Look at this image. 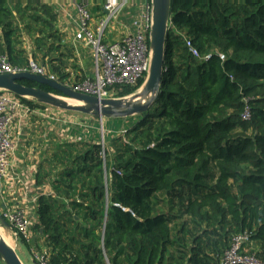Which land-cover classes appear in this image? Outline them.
Segmentation results:
<instances>
[{
  "label": "trees",
  "instance_id": "trees-1",
  "mask_svg": "<svg viewBox=\"0 0 264 264\" xmlns=\"http://www.w3.org/2000/svg\"><path fill=\"white\" fill-rule=\"evenodd\" d=\"M65 49L50 7L0 0V56L12 68L31 57L62 83ZM164 50L145 113L104 120L103 141L92 118L66 128L72 141L50 139L32 229L48 264H219L244 233L264 264V0H171Z\"/></svg>",
  "mask_w": 264,
  "mask_h": 264
},
{
  "label": "built area",
  "instance_id": "built-area-1",
  "mask_svg": "<svg viewBox=\"0 0 264 264\" xmlns=\"http://www.w3.org/2000/svg\"><path fill=\"white\" fill-rule=\"evenodd\" d=\"M143 1L147 2V12L134 23V32L111 45L102 42L103 33L106 25L115 17L122 4L117 0H103V8L107 11V17L93 28L87 2L81 0L77 3L78 21L74 39L83 43L85 47L92 51L95 73L92 78L67 82L64 84L66 87L74 92L95 96L98 99H108L119 97L124 89H134L141 85L149 67L150 29V0ZM186 46L195 58H199L198 53L191 47L190 42L187 41ZM219 57L221 60L224 59L223 55ZM208 58L209 55L203 57V59ZM18 72H30L56 81V77L48 73L43 66L29 63L25 69H15L7 63L5 57L0 56V74ZM33 114H41L53 124L61 127V129L56 130V135L59 139L62 138V141H72V138L66 132V128L70 126L88 128L89 117L82 116L86 118L84 120L79 114L76 115L64 111H60V114L56 115L43 114L29 107L21 98L16 97L12 93L0 91V188L3 183L14 176L10 157L15 148V132L18 129L16 126L17 120L29 118ZM241 119L243 121L250 119V110L247 106L241 115ZM98 125L101 133L103 121L99 120ZM13 194L15 193L11 194L8 205L0 202V214L9 225L14 240L23 242L29 248L34 262L37 264H48L46 249L35 243L36 235L32 231L35 219L27 215L18 206ZM248 243L249 237L246 233L235 236L230 249L225 251L219 264H260L254 255H249L245 252V247Z\"/></svg>",
  "mask_w": 264,
  "mask_h": 264
},
{
  "label": "crops",
  "instance_id": "crops-1",
  "mask_svg": "<svg viewBox=\"0 0 264 264\" xmlns=\"http://www.w3.org/2000/svg\"><path fill=\"white\" fill-rule=\"evenodd\" d=\"M50 7L56 16V26L63 35V43L66 49L63 51L62 61L66 64L65 72L70 76L61 85L67 82L80 81L82 78H92L95 73L94 59L92 51L85 47L83 43L74 39L76 32V23L78 21V12L76 5L81 0H32ZM87 2L88 11L92 18V25L95 28L101 21L107 17V11L103 8V0H84ZM122 4L115 17L112 18L105 27L102 42L104 44H115L124 36L134 32V23L147 12V2L143 0H117ZM32 43L25 39L24 47L28 53L31 52ZM29 58V63L37 66H47ZM82 79V80H83ZM43 114H60V111L50 107L34 108ZM41 115V114H40ZM31 115L29 118H20L17 120L18 129L15 132V148L10 157V162L14 176L0 188L1 204H9V198L12 193L16 203L27 215L35 219L33 213L34 201L41 194L48 191L46 186L38 188L35 185V174L37 167L44 158L45 150L52 138H57L55 128L58 125L53 124L43 115ZM82 119H86L82 117ZM12 235V233H11ZM13 238V237H12ZM14 239V238H13ZM16 246L21 244L15 241ZM24 246V245H23ZM27 250V249H26ZM33 260V259H32ZM34 261V260H33Z\"/></svg>",
  "mask_w": 264,
  "mask_h": 264
},
{
  "label": "water",
  "instance_id": "water-1",
  "mask_svg": "<svg viewBox=\"0 0 264 264\" xmlns=\"http://www.w3.org/2000/svg\"><path fill=\"white\" fill-rule=\"evenodd\" d=\"M171 0H150L149 67L144 81L130 95L108 99H98L74 92L57 81L30 72L0 74V91H7L16 97L89 118L105 120L128 119L145 113L156 99L165 61V41L170 22ZM30 81L46 86L54 93L39 88L25 87L19 82ZM71 100L76 104L66 102ZM103 141V129L101 132ZM0 227L10 230L0 214ZM0 262L3 264H23L13 248L0 240Z\"/></svg>",
  "mask_w": 264,
  "mask_h": 264
},
{
  "label": "rangeland",
  "instance_id": "rangeland-1",
  "mask_svg": "<svg viewBox=\"0 0 264 264\" xmlns=\"http://www.w3.org/2000/svg\"><path fill=\"white\" fill-rule=\"evenodd\" d=\"M53 109V108H52ZM70 113V112H69ZM72 114H76L78 115L77 113H72ZM83 116V115H81ZM86 117V116H85ZM99 120L98 118H92L90 120V125H93V126H96L98 123H99ZM105 119H103V122H104ZM61 127H57L55 128V130H58L60 129ZM104 134V133H103ZM99 138L101 139V133H100V130H99ZM58 140H63L62 138L58 139ZM0 229L3 231V233L5 234L6 237H10V240H11V248H13V250L15 251V253L17 254L18 258L21 260V262L23 264H37L35 263L32 259V256L30 255V252H29V249L25 248L23 245H20L18 244L16 246L15 244V240L12 238V235H11V229L10 230H6V229H3L0 227ZM35 239L37 240V237H35ZM38 241V240H37ZM23 243V242H22ZM251 245H247L245 247V249L249 252V247ZM27 249V250H26ZM0 264H3L2 262H0Z\"/></svg>",
  "mask_w": 264,
  "mask_h": 264
},
{
  "label": "bare ground",
  "instance_id": "bare-ground-1",
  "mask_svg": "<svg viewBox=\"0 0 264 264\" xmlns=\"http://www.w3.org/2000/svg\"><path fill=\"white\" fill-rule=\"evenodd\" d=\"M66 102L69 104H76V102L71 101V100H67V99H66ZM0 240L4 241L7 246H9V247L11 246L10 237H6L1 229H0Z\"/></svg>",
  "mask_w": 264,
  "mask_h": 264
}]
</instances>
